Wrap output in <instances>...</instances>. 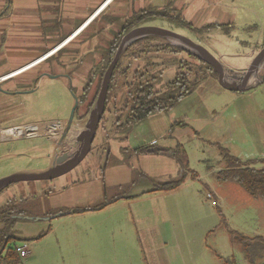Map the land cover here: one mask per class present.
<instances>
[{"label":"crops","instance_id":"obj_1","mask_svg":"<svg viewBox=\"0 0 264 264\" xmlns=\"http://www.w3.org/2000/svg\"><path fill=\"white\" fill-rule=\"evenodd\" d=\"M170 1L172 2V0ZM182 1L179 0V3H182L179 4L176 0L174 4L182 7L185 5ZM259 1L264 2L263 0ZM113 3L114 0H0V158L5 155L4 143L8 141L45 137L46 142L49 144L48 146L34 147L42 155L40 158L42 164L34 169H42L45 166H43V150L47 147L46 151L48 153L46 155L47 157L51 156L53 147L65 125L66 118L60 121H52L51 123H56L54 126H49L48 123L43 121L11 127H5L4 124L7 122L8 116L14 114L17 107L25 99L28 97L30 99L33 95L42 93L40 86L43 82H47L46 84L49 87V83L60 79L67 85L68 80L65 78V74H67L70 78L72 77L71 88H74L73 75L71 76L69 73H71L75 64L67 65L65 63L58 65V62L55 61L57 52L62 51L66 46L71 47V52L72 54L73 52L77 54V59H81L91 53L98 35H104L107 29L105 28L104 20L101 19L102 16H109L122 10L127 11V8L130 9L132 7L133 0H126L116 5H112ZM209 3L211 2L209 1ZM207 5H204L203 8ZM209 5L208 10L211 11V4ZM149 7L152 6L149 5L147 8ZM138 10L141 9H136L133 12ZM131 14L132 11H130ZM213 17L218 19V21H210L200 27L207 24H232L230 22H221L224 20V16L214 14ZM98 18H100L99 22L102 23L100 27L95 26ZM185 20L187 21V19ZM27 24H32L36 27V30L28 33L24 29H19L16 32L15 27L17 25ZM190 24L195 28H200L191 22ZM13 35H16L17 38H22L21 46L30 44V47L36 48L30 60H26V62L13 61L12 64H9L10 58L14 59L18 57V53L22 54L21 51L17 52L15 50V45L17 44L14 42L15 39L10 40ZM82 45H85L84 52L81 50ZM44 61H48L49 64L41 65ZM78 63H80L79 60ZM70 67H72V70H68ZM224 69L227 70L226 68ZM244 69L241 68L240 70ZM43 72L46 73V78H43ZM51 75L56 76L52 77ZM37 77H40V79L35 84L34 78ZM211 80L214 79L209 78L201 82L196 90L200 86L208 84L209 88L223 97L222 100L225 101V105H223L222 109L216 112L200 104L187 112L174 113L173 109H171L167 113H157L149 119L154 133L153 138L149 142L172 150L179 145L184 146L182 142L183 136L193 132L195 139L202 141L206 146L217 148L219 145L227 149L234 157L243 161L256 160L257 164L260 163L263 167L264 132H259L256 129V125L257 127H260V125H258L253 113H256L260 119L264 116V111L257 106L254 108L252 105L235 104L240 100L239 96H243L240 92L244 91L226 90L219 85L218 80H214L215 85L210 82ZM108 113L114 117L115 121L116 115H114L112 108H110ZM85 114L87 112L81 113L79 115L80 118L73 119L69 135L62 143L61 150L72 148L73 143H75L74 151L64 154L58 164L63 163L79 149L82 142V133L86 128L87 119L85 120ZM187 117L192 119L190 122L192 125L186 123ZM114 121L111 122L109 120L106 123V126L110 124V132ZM174 123H181V125L172 127ZM99 124H101V121ZM102 124L101 128L103 131L105 130L103 127L105 125L104 123ZM109 158L107 157V163H104L103 167H99L102 175L97 174L95 179L88 178L84 180L78 178L73 180L74 183H77L75 186L84 191L83 193L78 191L79 199L84 197L85 201H91L93 204L98 203L104 196L105 188L111 191V189L118 186L131 184L134 170L159 181H165L177 176L181 171L180 165L172 153L134 155L129 157L127 161L118 157L111 158L109 161ZM220 162H223L222 157ZM188 171L191 170L188 168ZM208 172L215 175L217 171L208 167ZM60 176L55 178H62ZM196 178H198V174ZM187 179H191L190 172L187 173L184 183ZM48 181H52V179ZM184 183L172 191H155L152 188L142 190L144 187L152 185L148 180L140 178L134 184V190H132L136 192L131 194L133 195L132 198L121 199L111 203L104 207L103 212L116 207L124 208L128 206L132 209L136 225L131 230L134 231V234L135 232L137 233L138 244L142 247L143 253L146 255L148 253L151 254V264H223L224 258H233L235 264H241L236 247H239L241 251L242 248L240 245L232 243L227 230L236 231L249 238L259 236L264 239V198H254L252 199L254 201H248L250 204H257L251 208V215L253 214V216L249 217L248 206L242 207L239 204L241 193L235 187V182L218 183L216 180V183L211 185V187L206 184L208 192L205 195L197 192H185L180 189ZM23 184V186L33 187L39 192L28 197H22L19 196L18 188L9 187L8 193L12 189L11 195L10 197L8 195L4 196V204L10 199L21 203L22 201L20 200L22 199L24 203H30V206L35 205L36 207L34 208L37 211L36 213H38L37 215H39L35 217L38 219H25V221L41 224V227L36 229L35 231L37 232L34 233L37 237L43 232V221L53 219L43 217L47 209L43 208V180L28 181L23 182ZM85 190L91 192V196L85 193ZM140 190L142 192L138 195ZM208 193L212 195L211 199L207 198ZM155 199H159V201L153 202ZM150 200L152 202L149 206L134 207L140 201L143 203ZM208 200H212L211 204L215 207L214 209L208 205ZM256 200H262V205L254 203L259 202ZM225 203L232 205V216L230 217L225 214ZM217 208L225 219L227 229L219 227L221 216L217 212ZM76 214L82 213H74L72 215L76 216ZM251 219L258 221L257 227L249 226V220ZM109 220L110 225L108 227L106 224L103 227L96 226L92 234L88 235V239L90 238L87 248L88 256L95 255L96 242L101 238H105L104 235L109 230H114L115 237L117 226L120 229L119 240L126 239L125 234L122 232V224L118 223L117 219H113V217H109ZM166 224H168L169 229L164 227ZM48 225L51 227L50 223ZM14 229L15 231L18 230ZM34 234L31 237L21 236V238L30 239L35 237ZM127 238L129 239V237ZM211 238L212 244L209 245L208 241ZM31 254L30 249L29 255L24 258V264H28V259L32 258ZM254 255L255 262L262 264L261 262L264 260V242L261 241L257 244ZM110 257L112 258L108 260L110 261L109 263L117 264L114 256ZM244 259L246 260L245 256ZM144 261V264H150L149 261ZM246 262L250 264L247 260Z\"/></svg>","mask_w":264,"mask_h":264},{"label":"rangeland","instance_id":"obj_2","mask_svg":"<svg viewBox=\"0 0 264 264\" xmlns=\"http://www.w3.org/2000/svg\"><path fill=\"white\" fill-rule=\"evenodd\" d=\"M125 1L126 0H114L112 5L123 3ZM168 1L170 0H133L132 7L130 9L127 8V11L122 10L121 12H115V14L109 16H102L101 19L104 20L105 28L107 29L104 32V35H98L93 51L81 59H77V54L74 52L72 54L71 47L68 46L62 51L57 52L55 61L58 62V65L65 63H67V65L75 64L73 70L72 67L68 70H72L69 74L71 76L73 75V91L78 97V100L83 94L85 85L90 82L84 102L80 104V107H77L78 115L87 112V114H85V120L88 119L89 112L93 108L95 102L89 108L87 105L95 95V87L97 83H102V81H99L98 79L97 70V66L100 65L101 61L99 49H103L107 46V43L113 39L118 31H120V25L128 19L136 9H145L149 5L159 8L168 6L170 7L167 9L169 12L180 13L183 18L187 19L188 23L191 22L199 27L210 21H218V19L213 17L214 14L224 16V20L221 22H230L233 25V29L229 34L215 30L209 35L201 37L187 28H182L175 24L159 20L151 21L142 26H157L169 29L199 43L220 62L224 70V75L228 80L232 79L234 76L241 77L252 63L254 57L263 47L264 2L259 0H183L182 2L185 3V5L181 7L174 4L176 0H172V2ZM209 1L211 3H209ZM177 2L179 3V0H177ZM208 3L211 4V11L208 10L210 6ZM204 5L207 6L203 8ZM130 11H132L131 15ZM99 19L100 18L97 19L95 25L97 27H100L102 24L99 22ZM15 29L16 32L19 29H24L30 33L31 31L36 30V27L32 24H27L17 25ZM123 36L121 37V40ZM151 37H154V39H151V45L155 47L161 48L165 45L178 47L170 40L157 36ZM10 40H14V42L17 43L15 45V50L17 52L21 51L22 54L18 53L21 55H18L17 58H10L9 64H12L13 61L26 62V60H30L32 54L36 51V48L30 47V44H27V46H21L20 44L22 43L20 42H22V38H17L16 35H13ZM152 49L155 50L156 48ZM81 50L84 52L85 45L81 46ZM253 54L255 55L251 58ZM78 60L80 63H78ZM75 61L77 62L75 63ZM169 61L172 63L167 64ZM152 63H154V65H151ZM173 63L174 65H172ZM48 64V61H44L41 65ZM204 65L205 64H202L198 59L189 56L185 51L177 54L171 53L170 51H149L145 57L131 60L128 77L129 80H131L134 73H140L146 70L148 75H154L156 77V80L153 82L154 89H164L165 86L176 79L178 74L186 76L190 81H193L196 77L198 79L204 77L202 82L209 78L218 80L217 76H213L209 69ZM122 66L125 65L122 64ZM241 68L245 69L240 70ZM193 73H195V75ZM214 80H211L210 82L215 85ZM46 83L47 82H43L40 86L42 93L35 94L30 99L29 97L25 99V101L17 107L14 114L8 116V120L4 124L5 127L20 126L39 121L46 122L49 126H54L56 123H51L52 121H60L64 118L67 120L73 105V97L66 83L60 79L49 83V87ZM207 85L208 84H204L200 86L189 97L182 99L181 102L177 103L172 108V111L174 113L187 112L200 104L209 110H215L216 112L220 111L223 105H225V101L222 100L223 97L220 94H216ZM247 85L251 86V88L247 91L240 92L243 96H239L240 100L235 104H243L245 106L252 105L254 108L257 106L264 111V59L259 63L257 70L249 78ZM156 114L157 113L149 115L124 131L119 130L116 132L112 125V131L110 132V124L106 126V123H108L109 120L113 122L114 117L107 111L101 118V124L104 123L105 126L103 127L105 130L102 131L101 124H99L100 126L98 131H96L91 150L83 160L74 166L73 170L69 173L60 176L62 178H54L52 181L43 180V208H47L43 217L53 218L49 221H43V234H45L42 238L33 240V238L36 237L34 233L37 231L35 230L41 227V224L31 221L19 220L14 226V228L18 229L16 230V234L17 236L19 235V237H31V235H35V237H32L27 241L17 243V245L26 243L30 246L29 251L31 249L32 258L28 259V264H110V261H108L112 258L110 256H114L117 264H144V260L149 261L150 264L152 263L151 254L148 253L146 255L143 253L142 247L138 244L137 233L135 232L134 234V231L131 230V228L134 229L136 225L132 209L126 206L124 208H112L105 212H103L104 207L98 210H89L96 206H100L105 197L103 196L98 203L96 202L94 204L91 203V201H85L84 197L79 199L80 195L78 194V191L80 193H83L84 191L77 188V186H75L77 183H74L73 180L78 178L84 180L88 178L95 179L97 174L102 175L99 171V167H103L104 163H107V157H110L109 161L111 158L114 159L115 157L124 159L125 156H129L128 151H131V149L152 144L149 141L153 138L154 133L151 129L149 119ZM253 114L256 117L258 125H260V127H257L256 125V129L259 132H264V116L259 119V116L256 115V113ZM191 120V118L187 117L186 123L192 125L190 124ZM83 136L84 135H82V138ZM67 137L65 139H67ZM46 141L45 137H36L30 139H16L4 143L6 152L5 155L0 158V177L7 176L20 170H36L34 168H37L42 164L40 162L42 155L40 151L36 150L34 147L41 145H43V147L48 146L49 144ZM182 142L184 144L182 147L186 155L187 168L196 172L198 178L187 179L180 189L185 192H197L198 194L205 195L208 192L206 184L211 187V185L216 183L215 175L208 172V167L218 171L225 166L224 162H220V151L218 147H208L202 141L195 139L193 132L183 136ZM74 147L75 143H73L72 148L69 147V149L64 148V150H61L56 158L57 163L60 162V159L64 154L74 151ZM46 149L43 150V166H47L51 159V157H47L46 154L48 151H46ZM124 151H126V153ZM254 167L260 168L262 165L256 163ZM132 173V177L134 175V178H136L137 172L134 170ZM23 185V182H17L11 184L9 187L18 188V192H20L19 196L22 197H28L31 194L39 192L33 187H26ZM234 185L241 193V201H239V204L242 207L248 206V215L249 217H252L253 214L251 215V208L257 204L253 205L248 203V201H254L252 200L254 198H252L238 184L234 183ZM9 187L5 189L3 188L0 191V207L4 205V196L8 195L10 197L11 195L10 192L12 189L8 193ZM146 188H152V186L144 187L142 190H145ZM133 190L128 194L136 192ZM141 192L142 191L140 190L138 195H140ZM85 193L91 196V192L85 190ZM109 197H114V195L111 194ZM158 201L159 199L153 200V202ZM211 201L212 200H208V205L214 209L215 207L212 206ZM256 201L259 202L254 203L262 205V200ZM151 202V200L144 201L143 203L140 201L139 204L134 207L141 208L143 206H149ZM224 206L225 214L228 217L232 216V205L225 203ZM75 209H86L88 211L79 212L82 214H76V216L72 215L74 213L62 214L66 210ZM109 217H113V219L116 218L118 223L120 222L122 224V232L125 234L126 239L119 240L120 229L117 226L115 237L114 230H109L107 234L104 235L105 238H101L96 242L95 255L88 256L87 248L90 241L88 235L90 233L92 234L96 226L103 227L104 224H106L108 227V225H110ZM48 223L51 224V227H49ZM249 226L257 227L258 221L254 219L249 220ZM164 227L169 229L168 224ZM127 237H129V239ZM208 244H212V238L209 239ZM236 249H238L237 253L240 257V263L248 264L244 259L240 248L236 247ZM261 263H264V260Z\"/></svg>","mask_w":264,"mask_h":264},{"label":"trees","instance_id":"obj_3","mask_svg":"<svg viewBox=\"0 0 264 264\" xmlns=\"http://www.w3.org/2000/svg\"><path fill=\"white\" fill-rule=\"evenodd\" d=\"M168 8L170 7H149L141 9L134 12L120 25V31H118L113 39L107 43V46L103 49H99L101 57L100 65L97 66L99 81H102L105 70L114 58L119 47L121 37L135 27L142 26L154 20H159L175 24L182 28H187L194 34L201 37L209 35L212 31L217 29L225 34H229L233 29L232 24H207L200 28H195L188 23L180 13H171L167 10ZM151 39H154V37H143L127 46L111 75L105 99L104 113L112 108L114 115H116V119L113 124L116 132L119 130L124 131L154 113H166L170 111L182 98L193 93L204 79V77L198 79L195 76L196 79L190 81L186 76L178 74L176 79L165 86L164 89H154L153 82L156 80V77L154 75H148L145 70L140 73H134L131 80H129L128 76L131 60L141 59L145 57L149 51H170L175 54L185 51L180 47L168 45L162 46L161 48L155 47L151 45ZM152 48L156 49L153 50ZM185 52L188 53L189 56L198 59L195 55L187 51ZM198 61L205 64L204 66L209 69L213 76H217L209 65L200 59H198ZM171 63L172 62L169 61L167 64ZM122 64L125 66H122ZM151 65H154V63ZM172 65H174V63ZM193 74L195 75V73ZM89 85L90 82L85 85L83 94L79 97L77 107H80V104L84 102L88 93ZM100 86L101 83L98 82L95 87V95L87 105L88 108L94 104ZM77 107L74 118L78 119L80 116L78 115ZM178 125H181V123H174L172 127ZM218 149L225 166L215 173L217 182L223 183L233 181L242 187L251 197L264 198V166L261 168H255L254 165L257 163L256 160L243 161L234 157L227 149L219 145ZM124 152L126 153V151ZM128 153L129 156H125V161L134 155L172 153L173 157L179 163L181 171L177 174V176L171 177L165 181H159L137 172L136 178H134L133 175L131 184L127 186H118L111 189V191L105 188L103 192L105 197L103 203L100 206H96L89 210H98L118 200L132 198L133 195L128 193L133 189L135 186L134 184L138 182L137 179L140 178L148 180L152 185V190L172 191L184 183L188 172H190L192 179L197 177V174L194 171H188L186 155L180 145L177 148L170 150L169 148L150 144L131 149ZM111 194L114 195V197H109ZM20 201L22 202H19V204L18 201L10 199L6 202V204L0 207V264H22L20 254L16 251L15 247L18 242H24L28 239L17 236L14 226L19 220H25L19 216H39L34 208L36 207L35 205L30 206L29 203H24L22 199ZM83 211L88 210H66L62 214L79 213ZM217 212L221 216V223L219 227L227 229L225 219L218 208ZM227 231L231 237L232 243L238 244L242 248L246 260L250 264H258L255 262L254 253L257 244L261 241L264 242V239L259 236L249 238L236 231ZM44 234L42 232L34 239H38ZM223 264H235V261L233 258H224Z\"/></svg>","mask_w":264,"mask_h":264},{"label":"water","instance_id":"obj_4","mask_svg":"<svg viewBox=\"0 0 264 264\" xmlns=\"http://www.w3.org/2000/svg\"><path fill=\"white\" fill-rule=\"evenodd\" d=\"M145 36H157L160 38L170 40L172 41V43H174L175 46H178L181 49L195 55L198 59L208 64L212 68L213 72L217 74L219 85L222 88L230 91H245L250 89V86L247 85L249 78L257 70L259 63L264 59V44H263L262 49L254 57L252 63L250 64L246 72L241 77L234 76L232 79L228 80L224 75V70L220 62L217 59H215L199 43L189 39L188 37L180 35L172 30L164 29L162 27L147 25V26L134 28L123 36L114 58L112 59L111 63L108 65L103 75L99 94L97 96L93 108L89 112L88 119L86 122V128L85 131H83L82 133V135L85 136V139L80 151L76 155H74L71 159H69L65 164L58 165V163L56 162L57 154L61 149V145L70 132L71 125L74 119L75 110L78 105V97L72 91L71 80L69 79L67 87L72 94L73 105L70 110V114L65 122V125L53 147L49 164L42 169H36L32 171L20 170L13 172L7 176L0 177V191L3 188L17 182L53 179L57 176L65 174L68 170L76 166L85 157V155L90 150V147L94 141L97 128L105 111L104 109L105 99L113 70L121 54L123 53L124 49L127 46H129L131 43L136 41L137 39ZM64 167L65 169H63ZM19 217L29 220L38 219L37 217H30V216H19Z\"/></svg>","mask_w":264,"mask_h":264},{"label":"flooded vegetation","instance_id":"obj_5","mask_svg":"<svg viewBox=\"0 0 264 264\" xmlns=\"http://www.w3.org/2000/svg\"><path fill=\"white\" fill-rule=\"evenodd\" d=\"M46 73H44L43 72V78H46L45 75ZM52 77H54V76H56V75H51ZM65 78H67V80H71V78H70V76L69 75H67V74H65ZM40 79V77H37V78H34V83L36 84L37 82H38V80ZM72 91H73V88H72ZM25 92H27V91H25ZM84 139H85V136H83V138H82V143H81V145H80V147H79V149L75 152V153H73V155L70 157V158H68V159H66L63 163H59L58 165H61V164H65L69 159H71L74 155H76L79 151H80V149H81V147H82V145H83V142H84ZM91 147H92V145H91ZM91 147H90V150H91ZM90 150L88 151V153L90 152ZM60 151H61V149H60ZM60 151L58 152V154L60 153ZM87 153V154H88ZM58 154H57V156H58ZM86 154V155H87ZM51 155H52V153H51ZM85 155V156H86ZM51 157V156H50ZM83 160V159H82ZM81 160V161H82ZM80 161V162H81ZM57 162V161H56ZM46 167V165L43 167V168H45ZM74 168V167H73ZM73 168L72 169H70V170H68L65 174H67V173H69L71 170H73ZM63 169H65V167L63 168ZM60 171V170H59ZM64 174V175H65ZM10 186V185H9ZM8 187V186H7Z\"/></svg>","mask_w":264,"mask_h":264},{"label":"built area","instance_id":"obj_6","mask_svg":"<svg viewBox=\"0 0 264 264\" xmlns=\"http://www.w3.org/2000/svg\"><path fill=\"white\" fill-rule=\"evenodd\" d=\"M207 198L211 199L212 195L210 193H208ZM15 249L20 254V257L22 259V264H24L23 263L24 258L27 257L30 253L29 246L26 243L21 244V245L18 244V245H16Z\"/></svg>","mask_w":264,"mask_h":264}]
</instances>
